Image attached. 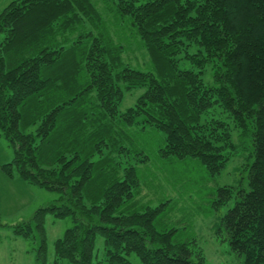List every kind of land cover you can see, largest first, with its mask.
<instances>
[{
  "label": "trees",
  "instance_id": "1",
  "mask_svg": "<svg viewBox=\"0 0 264 264\" xmlns=\"http://www.w3.org/2000/svg\"><path fill=\"white\" fill-rule=\"evenodd\" d=\"M0 34V131L14 149L5 169L60 194L16 226L42 233L38 264L48 213L74 223L54 264H104L98 235L107 264H131L132 252L144 264H204L175 228L156 227L166 202L142 200L138 166L150 157L137 130L163 131L161 157H194L216 175L238 152L230 123L251 138L254 160L247 188H219L215 206L237 197L218 232L244 264H264V0H11ZM132 44L153 70L132 65ZM184 51L200 71L180 68ZM136 88L146 89L121 110Z\"/></svg>",
  "mask_w": 264,
  "mask_h": 264
},
{
  "label": "rangeland",
  "instance_id": "2",
  "mask_svg": "<svg viewBox=\"0 0 264 264\" xmlns=\"http://www.w3.org/2000/svg\"><path fill=\"white\" fill-rule=\"evenodd\" d=\"M10 1L0 0V13ZM137 48L133 44L130 46L133 51L132 65L143 71L153 70L150 59L145 58L143 51H137ZM189 51L193 53L198 49L191 47ZM185 54L184 51L179 55L180 68L200 71L197 64L183 58ZM125 57L129 59L128 54ZM213 73L214 68L209 63L202 74L209 86L216 84ZM145 89L136 88L126 92L121 110L135 105ZM230 125L232 142L238 145V152L230 157L221 173L216 175H210L201 161L194 157H161L158 150L165 144L166 134L163 131L154 128L146 132L137 130V144L150 157L138 166L143 185L141 198L152 206L166 202L165 210L157 218L156 227L159 231L175 228L174 240L189 245L193 250L194 261H198V253H202L204 264H244V257L233 252L229 241L218 232L222 216L235 205L237 196L223 205L215 206L214 203L218 199L220 187L247 188L248 166L254 160L251 138L241 136L240 131L232 123ZM13 157L14 149L0 131V264H38L42 233L36 228L31 237L21 236L15 231L16 226L31 220L37 209L60 204V194L37 184H29L18 175L8 174L5 165ZM73 224L71 216L59 218L52 213L46 215L47 264H54L55 241L63 237ZM105 254L104 238L98 235L95 255L107 264ZM128 257L131 264H144L134 252Z\"/></svg>",
  "mask_w": 264,
  "mask_h": 264
}]
</instances>
